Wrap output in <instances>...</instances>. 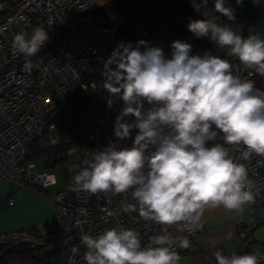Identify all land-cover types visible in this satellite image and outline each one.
<instances>
[{
	"label": "clouds",
	"instance_id": "obj_1",
	"mask_svg": "<svg viewBox=\"0 0 264 264\" xmlns=\"http://www.w3.org/2000/svg\"><path fill=\"white\" fill-rule=\"evenodd\" d=\"M243 0H236L241 5ZM208 0L194 3V11L207 8ZM214 11L235 20L225 0H214ZM187 29L197 39L207 37L245 67L264 75V38L244 37L214 19H190ZM49 41L43 27L29 36L14 35L13 49L30 59ZM171 57L146 41L120 42L104 61V87L123 102L116 117L117 141L131 138V147L110 143L96 150L73 177L74 190L92 194L131 192L139 215L162 227L142 245L133 228L114 226L96 236L82 235L86 264H179L181 256L168 237V226L195 231L206 208L223 207L243 213L255 193L244 164L237 163L226 145H243L244 160L264 156V91L251 80L232 72L231 63L205 52L192 54L184 40L171 42ZM149 105L144 110V105ZM134 117L128 122L125 117ZM222 134L223 143H214ZM213 142V143H210ZM125 211H137L129 204ZM178 246L189 248L186 236ZM258 254L215 252L216 264H260Z\"/></svg>",
	"mask_w": 264,
	"mask_h": 264
},
{
	"label": "built area",
	"instance_id": "obj_2",
	"mask_svg": "<svg viewBox=\"0 0 264 264\" xmlns=\"http://www.w3.org/2000/svg\"><path fill=\"white\" fill-rule=\"evenodd\" d=\"M226 6L235 9L236 0H225ZM192 11L201 16V11ZM221 17L222 14L218 13ZM0 176L20 186L44 191L57 183L55 173L49 168L37 169L29 160L34 140L43 136L50 127L52 115L60 109L78 103L75 101L77 87L85 90L104 88V61L117 46L118 39L113 17L93 12L90 0H13L6 10L0 1ZM43 27L49 41L31 58L33 67L25 69L26 58L12 47L15 34L25 32L29 36L35 27ZM132 42L146 41L150 45L154 35L143 27L135 30ZM228 60L232 72L241 79L254 82L264 91V75L245 67L238 58L227 55L223 49L212 53ZM101 111L94 118L92 129L68 149L71 157L79 156L77 169L66 173V182L53 199L57 212L48 218V229L38 232L34 229L12 227L0 232V247L25 244L35 249L41 264H86L85 247L81 236H96L106 228L124 226L133 228L141 235L142 245H147L153 235L163 234L161 225L145 220L139 215L138 204L131 198V192L115 194L74 190L73 177L85 166L82 159L91 160L94 151L102 150L110 143L119 147H131L136 130L131 138L117 141L114 136L116 117L124 105L116 108L112 97H98ZM149 105H144V110ZM134 117H125L128 122ZM56 143L57 136H46ZM219 143H223L220 134ZM80 146L85 149L80 151ZM237 163L244 164L256 194L252 206L264 204V156L252 154L244 160L243 145H226ZM87 154H92L87 156ZM91 157V158H90ZM76 162V163H77ZM15 197L9 198L14 202ZM137 206V211H125L127 205ZM257 221H249L238 227L241 238L247 236L246 228H254ZM205 229L203 216L200 227L195 231H177L168 226V237L178 253L191 252L195 238ZM186 236L190 247L178 246V238ZM224 254L226 250L219 248ZM7 264H28L17 256Z\"/></svg>",
	"mask_w": 264,
	"mask_h": 264
},
{
	"label": "crops",
	"instance_id": "obj_3",
	"mask_svg": "<svg viewBox=\"0 0 264 264\" xmlns=\"http://www.w3.org/2000/svg\"><path fill=\"white\" fill-rule=\"evenodd\" d=\"M0 1L3 2L7 10L9 5H6V0ZM90 1L93 9H96L104 6L111 0ZM123 1L126 4L127 0ZM261 1L243 0L241 5H235V20L229 21L227 17H221L218 12L214 11V0H208L207 8H201L200 17L201 19H214L219 24H227L235 28L237 34H240V31L245 28L244 32L246 33V29L249 28V23L253 18H264L255 15V10ZM192 2L199 3V0H192ZM127 8L131 9L133 7L127 6ZM252 26H250L252 34H257L261 38H264V25L262 29L258 27L255 30ZM177 39L190 43L192 45V54L203 55L206 51L212 54L220 49L209 38L197 39L191 32H185L169 39H157L155 46L161 47L166 57L170 58L172 52L171 42ZM223 50L228 55V49ZM219 139L220 134L215 142L219 143ZM34 162L37 169L46 168L43 165L38 166L37 161ZM55 168L49 169L55 173L57 183L49 186L44 191L20 186L0 176V232L12 227L34 229L38 232H44L48 229V218L57 212L53 195L63 188L66 182V170L64 169L62 175L57 177L56 172L53 170ZM12 196L15 197V200L14 202H9V198ZM202 216L204 218L205 229L195 238V248L193 251L179 253L181 256L179 264H216L215 252L219 248L226 250L225 255L237 252L242 243L238 227L250 220L260 221L264 219V204L258 206H252V204L245 205L242 214L230 212L223 207H209L205 209ZM246 230L247 233L252 231L249 227ZM251 239L252 241L264 242V225L259 226L253 231ZM252 253L255 252L252 251Z\"/></svg>",
	"mask_w": 264,
	"mask_h": 264
},
{
	"label": "trees",
	"instance_id": "obj_4",
	"mask_svg": "<svg viewBox=\"0 0 264 264\" xmlns=\"http://www.w3.org/2000/svg\"><path fill=\"white\" fill-rule=\"evenodd\" d=\"M12 2L13 0H6V5H10ZM192 3V0H139L138 5L128 9L123 0H111L104 6L93 9V12L98 15L113 17L118 43L127 42L130 39L136 40L134 38L135 23L143 21L146 24L144 27L149 28L154 35V40L150 45L155 46L157 39H169L190 32L187 29L189 20L201 19L200 15L191 11ZM255 15L264 17V0L256 8ZM108 96L115 99L116 108H118L122 101L104 87L99 90H89L84 100H79L78 103L55 112L52 115L49 129L32 143L29 160L44 159L46 168L65 165L71 158L68 154L69 146L92 129L94 118L102 109V105L98 103V97L107 98ZM75 101H77L76 98ZM49 135L58 136L60 138L59 143L50 145V140L46 137ZM77 164L79 166L81 162L65 167L66 173L77 169ZM262 225H264V219L257 221L256 226L251 228L252 231L248 232L245 238H242L241 246L236 253L250 252L252 233ZM34 252V248L25 244L1 246L0 264H7L12 256H17L28 264H41ZM260 264H264V257H261Z\"/></svg>",
	"mask_w": 264,
	"mask_h": 264
},
{
	"label": "rangeland",
	"instance_id": "obj_5",
	"mask_svg": "<svg viewBox=\"0 0 264 264\" xmlns=\"http://www.w3.org/2000/svg\"><path fill=\"white\" fill-rule=\"evenodd\" d=\"M139 4V0H127L126 1V5L128 6V7H134V6H136V5H138ZM2 18V16L0 15V19ZM228 20V19H227ZM251 25H253L252 27H253V29L255 30V29H257L258 27H260L261 29H262V26L264 25V18H253L252 20H251V22L249 23V28H247L246 30H247V32H246V36L245 37H247L248 35H252V32H251V28H250V26ZM144 26H146V24L142 21H139V22H136L135 23V29L138 31V30H140V29H142ZM234 29V31H235V28H233ZM243 29V28H242ZM245 31V28L243 29V30H241L240 31V35H243L244 36V32ZM161 34H162V32H161ZM219 49V48H218ZM88 92H89V90H85V89H83L82 87H77V93H76V95H75V98H76V100L77 101H82V100H84V98H85V96L88 94ZM58 137V136H57ZM81 138H79V139H76L70 146H69V148L70 147H72L74 144H75V142L77 141V140H80ZM59 141H60V138H59V140L56 142V143H53V142H50L49 144L51 145H56V144H58L59 143ZM49 142V141H48ZM214 143H217V142H214ZM85 149V147L84 146H80V148H79V150L80 151H83ZM89 155H92V154H87V156H89ZM91 158V157H90ZM80 159V157L79 156H75V157H71L68 161H67V163L65 164V165H60V166H58V167H56L55 169H53L55 172H56V174H57V177H60L61 175H62V173H63V170L65 169V167H68L69 165H71V164H73V163H76L78 160ZM82 161L83 162H85V160L84 159H82ZM37 164H38V166H42L43 165V167L45 166V160L44 159H41V160H38L37 161ZM251 245H250V250L251 251H254L255 252V254H258L259 256H263L264 257V242H257V241H252V243H250ZM250 253V252H249Z\"/></svg>",
	"mask_w": 264,
	"mask_h": 264
},
{
	"label": "bare ground",
	"instance_id": "obj_6",
	"mask_svg": "<svg viewBox=\"0 0 264 264\" xmlns=\"http://www.w3.org/2000/svg\"><path fill=\"white\" fill-rule=\"evenodd\" d=\"M13 257V256H12Z\"/></svg>",
	"mask_w": 264,
	"mask_h": 264
}]
</instances>
